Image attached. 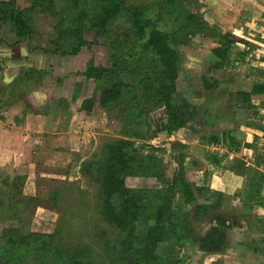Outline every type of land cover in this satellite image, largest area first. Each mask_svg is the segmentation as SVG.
Returning a JSON list of instances; mask_svg holds the SVG:
<instances>
[{"label": "rangeland", "instance_id": "obj_1", "mask_svg": "<svg viewBox=\"0 0 264 264\" xmlns=\"http://www.w3.org/2000/svg\"><path fill=\"white\" fill-rule=\"evenodd\" d=\"M2 1L25 11L34 31L30 39L18 42L9 24L0 29V248L9 245L11 239L24 241L19 243L12 259L0 260V264H146L134 251L132 256L119 251L126 235L103 211L98 164L106 157L107 145L121 138L132 139L145 154L153 147L155 154L157 148L166 149L164 162L169 181L184 157L176 159L175 152L171 153V143L176 140L162 127L167 122L165 108L144 112L145 119L133 116L137 112L142 114L136 106L146 89L137 81L149 73L157 89L159 75L142 53L144 49L135 44L130 20L114 19L106 25L105 34L99 35L92 26L98 11L95 0L88 14L83 6L76 8L74 0H55V16L43 4H37L38 0ZM122 1L124 7H138L155 18V11L166 0ZM199 1L184 0L183 7L201 12ZM79 14L89 45L77 55L46 53L44 50L53 52L59 47L69 54L77 46L74 28ZM203 38L204 35L182 37L178 50L184 64L208 50L210 44ZM17 42L24 53L16 47ZM10 48L15 49L9 51ZM91 63L108 70L117 68L120 76L87 79L84 73ZM28 71L31 72L26 74ZM122 80L131 87L120 89L117 102L107 108L102 106L103 90ZM182 81L177 88L183 101L189 89ZM91 97L92 112L82 111L84 101ZM141 103L145 106L144 101ZM200 130L203 133L205 127ZM126 184L130 188L149 189L161 185L144 177H127ZM193 186L197 192L196 184ZM30 197L34 200L30 201ZM158 205L156 201L147 203L137 236L144 237L155 224ZM167 205L176 221V213L191 212L196 204L186 206L178 188L173 203L166 202ZM167 219L168 231L172 227ZM206 233L204 227L195 228L196 235ZM164 247L160 245L158 251L166 252ZM122 251L125 252L124 248Z\"/></svg>", "mask_w": 264, "mask_h": 264}, {"label": "crops", "instance_id": "obj_2", "mask_svg": "<svg viewBox=\"0 0 264 264\" xmlns=\"http://www.w3.org/2000/svg\"><path fill=\"white\" fill-rule=\"evenodd\" d=\"M199 3L208 24L237 42L222 68L214 53L220 44L205 35L208 50L182 61L177 87L183 80L189 90L183 101L178 93V102L188 127L173 137L188 152L174 157H184L178 168L200 189L196 203L214 206L194 228H220L224 239L221 250L209 253L194 243L161 245L180 264H264V0Z\"/></svg>", "mask_w": 264, "mask_h": 264}, {"label": "trees", "instance_id": "obj_3", "mask_svg": "<svg viewBox=\"0 0 264 264\" xmlns=\"http://www.w3.org/2000/svg\"><path fill=\"white\" fill-rule=\"evenodd\" d=\"M95 1L98 5V11L92 26L97 29V34L104 35L106 25L112 20L127 17L132 24L133 34H136L135 44L139 43L138 49L141 47V50L144 49L147 52L144 53L142 50V53L146 54L151 61L152 67L157 70L156 75H159L157 89L155 79L149 73H144L143 77L137 81L139 86L145 85L146 92L142 91L141 101L139 100V104L136 106L137 111H142V114L137 112L133 116L138 118L143 116L145 119L144 114L147 111L152 113L159 108H165L167 121L165 130L168 135L188 127V122L183 117L178 102L177 80L182 64V53L178 50L180 40L187 35L193 37L205 35L216 38L220 44V47L214 49V53L220 59V63L216 67L222 68L228 59L230 48L237 42V38L230 33H222L217 27H211L201 12H192L184 8V0L164 1L155 11L157 14L155 18L145 15L138 7H124L122 0ZM92 2L94 0H74L76 8L77 6L85 8V14L90 13ZM36 3L43 4L44 8H48L55 16V0H38ZM25 14V11L12 7L10 2L0 0V29L4 24H9L17 35L18 42L30 39L34 30L26 20ZM75 20L74 32L78 38L77 46L69 54L59 47L53 52L44 50L46 53H58L62 56L77 55L84 46L89 45L84 38L85 30L82 27L83 21H81L80 14ZM18 42L17 44H19ZM116 69L108 70L91 63L84 75L87 79L94 78L96 80L102 79L105 75L120 76V72H117ZM32 71L36 72L35 69ZM30 72L28 71L26 74ZM127 85L125 86L122 80L117 85L103 90L100 96L101 105L107 108L113 102H117L120 99V89L131 87L129 83ZM244 96L250 97V95ZM148 98H150L151 104H149ZM142 101H144L145 106L142 105ZM93 107L94 100L91 97L84 101L81 110L91 113ZM144 125L149 132L148 124ZM128 136L139 137L140 135L129 134ZM186 148L187 146L179 141H173L170 146L171 153L183 151ZM155 150L157 151L156 154L154 147L149 153H141L132 139L121 138L107 145L106 157L98 164L104 195L103 211L109 221L126 235L122 241V247L119 249L120 253L125 256H132L131 253L134 251L146 264H180L181 259L179 257L158 251L159 246L163 243L178 246L181 243H194L199 244L206 253L221 250L224 232L220 228H213L204 235H196L193 225V220L198 222L205 219L207 213L213 210L214 206L196 203L198 198L194 186L187 180L184 170L177 169L169 181L164 162L167 150L164 148ZM127 177L153 178L161 185L151 189L130 188L126 184ZM178 188L181 189L186 206L196 205L191 212L176 213L178 218L173 221L170 207L165 205L166 202L173 203ZM197 190L200 191V189ZM33 198L30 197L29 200L33 201ZM116 200H119L117 207ZM150 201L159 202L156 221L144 237H139L137 236V228L144 215V208ZM166 217H168L167 220L172 227L168 231L165 228L167 227L165 224ZM19 243L24 244V241L11 239L9 245L1 247L0 260L12 259ZM123 248L125 252L122 251Z\"/></svg>", "mask_w": 264, "mask_h": 264}, {"label": "water", "instance_id": "obj_4", "mask_svg": "<svg viewBox=\"0 0 264 264\" xmlns=\"http://www.w3.org/2000/svg\"><path fill=\"white\" fill-rule=\"evenodd\" d=\"M175 133V132H174Z\"/></svg>", "mask_w": 264, "mask_h": 264}]
</instances>
